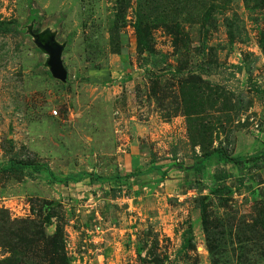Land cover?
I'll return each instance as SVG.
<instances>
[{"label":"rangeland","instance_id":"rangeland-1","mask_svg":"<svg viewBox=\"0 0 264 264\" xmlns=\"http://www.w3.org/2000/svg\"><path fill=\"white\" fill-rule=\"evenodd\" d=\"M217 148L264 150V0H0V167L123 178L0 173V264H264V159Z\"/></svg>","mask_w":264,"mask_h":264},{"label":"trees","instance_id":"trees-1","mask_svg":"<svg viewBox=\"0 0 264 264\" xmlns=\"http://www.w3.org/2000/svg\"><path fill=\"white\" fill-rule=\"evenodd\" d=\"M210 73L211 72H207L204 75L208 76L210 75ZM214 157H216L218 160H221L225 164H232L235 166L251 164L254 166V165L259 164L260 161L264 159V150L259 154L248 156V157H229L226 155L223 149L217 148L211 153L205 155L200 161H197L196 163H194L190 168L186 169V171H194L199 174L203 172V170L206 168L207 163ZM25 168H33V169L43 171L46 174H48V177L51 180L61 185H76V184L81 183L85 179H89L92 182L95 181V182H108V183L118 182L123 179L118 176L114 178L103 179L96 175H88V174H78L72 177L57 178L51 173L49 168L45 165H29V164H24V163L19 162L17 160L16 154H12L10 157V160L7 161L4 166L0 167V173L11 172L15 169H25ZM153 173L160 174V169L152 167L144 171H138L135 173L134 176H127V177H124V179H129L135 176L144 177V176H147ZM228 178L229 176L226 173H221L215 176V180L219 182L226 181L228 180ZM54 257L52 258L51 264H53V262L64 264V260H60V259L56 260Z\"/></svg>","mask_w":264,"mask_h":264},{"label":"water","instance_id":"water-1","mask_svg":"<svg viewBox=\"0 0 264 264\" xmlns=\"http://www.w3.org/2000/svg\"><path fill=\"white\" fill-rule=\"evenodd\" d=\"M38 48L49 56V70L52 77L61 83H65L67 79V72L64 69L61 61L62 49L56 45H43L36 43Z\"/></svg>","mask_w":264,"mask_h":264},{"label":"built area","instance_id":"built-area-1","mask_svg":"<svg viewBox=\"0 0 264 264\" xmlns=\"http://www.w3.org/2000/svg\"><path fill=\"white\" fill-rule=\"evenodd\" d=\"M54 115L56 116V112H54Z\"/></svg>","mask_w":264,"mask_h":264}]
</instances>
